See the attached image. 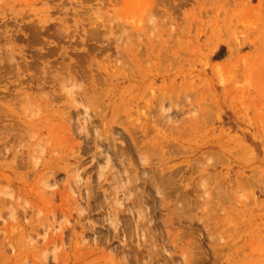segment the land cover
<instances>
[{
    "label": "rangeland",
    "instance_id": "374dc122",
    "mask_svg": "<svg viewBox=\"0 0 264 264\" xmlns=\"http://www.w3.org/2000/svg\"><path fill=\"white\" fill-rule=\"evenodd\" d=\"M0 264H264V0H0Z\"/></svg>",
    "mask_w": 264,
    "mask_h": 264
},
{
    "label": "bare ground",
    "instance_id": "6f19581e",
    "mask_svg": "<svg viewBox=\"0 0 264 264\" xmlns=\"http://www.w3.org/2000/svg\"><path fill=\"white\" fill-rule=\"evenodd\" d=\"M100 71V70H99ZM107 74V73H106ZM102 76H104L103 74H102V72H98V74H96V75H94V74H89V77H90V81H91V85H90V87H88V88H84V89H82L80 92L78 91L77 93H75V92H73V93H67V95L69 94V96H67L68 97V100L66 101V105L68 106V108H70L71 109V111H70V113L72 112V111H74L73 112V114H74V119L77 117V116H79L81 113L83 114V112H79V110H77L78 108L75 106V104L77 103V106H78V104L79 103H81V104H83V102H85V104H86V100H87V98L88 97H90V98H95V96L97 95V94H99L100 92H101V88H102V86L104 85L103 84V80L101 79L102 78ZM105 77V76H104ZM111 78V77H110ZM109 83V82H108ZM106 87V86H105ZM83 88V87H82ZM68 92V91H67ZM72 92V91H71ZM107 92V91H106ZM109 92V91H108ZM75 93V94H74ZM103 94V93H102ZM66 95V94H65ZM104 97H106V96H104ZM107 98V97H106ZM94 100V99H93ZM92 100V101H93ZM101 100V99H100ZM89 102H91V99H90V101ZM100 102V101H99ZM93 103V102H92ZM71 104H74V105H71ZM89 104H91V103H89ZM104 105V104H103ZM103 105H99V106H97V108L99 109V108H101ZM79 106H82V105H80L79 104ZM85 106V105H84ZM87 106H88V104H87ZM87 106H86V109H87ZM91 105H89V107H90ZM88 107V108H89ZM91 107H93V105L91 106ZM96 108V109H97ZM82 110V109H81ZM101 110V109H100ZM109 110V107L108 106H105V108L102 110V112H99V111H96L95 109H94V111H92L91 112V115H89V114H87V115H85L86 113V111H84V115H85V117L86 116H88V119L87 118H85L84 120H83V124L85 123V125H84V128H86V130L87 131H92V132H94V130H95V125L96 124H100V125H102L103 126V135L105 136V144L104 143H98L97 141H99V139H100V137H102V136H100V137H98L99 139L96 141V140H92V139H87V137L88 136H86L85 137V132H84V137H82L83 138V140H84V142H86V144H87V141H91V143L93 144V149L95 150V152L92 154V156H91V158H89L90 159V163H93V165H98L99 164V161H100V157H103V156H100V157H98L100 154H105V156L103 157L105 160H106V162H110V163H113V165H114V167H116L115 166V164H117L118 162H120V163H123V162H126V163H128L129 164V160H130V157H129V155L127 154V152H128V150L127 149H122L121 147V149H118L117 148V146L119 147V145H118V143H116V142H119L121 145H124V143L126 144L125 146H126V148L128 147V149L130 150V148H129V146H131V144H133V138L131 137L132 136V134L131 135H129L128 133V131H127V129L126 128H124V126H122V124L121 123H119L118 125H108V126H106L107 124L104 122V120L106 119L105 117H106V112ZM116 110V109H115ZM87 112H88V110H87ZM119 113V112H118ZM68 115H70V114H68ZM117 115V114H116ZM125 117V116H124ZM122 118V117H121ZM73 119V120H74ZM83 119V118H82ZM119 119H120V117H119ZM124 119V118H123ZM108 120V119H107ZM118 120V119H117ZM76 121H79V122H81L78 118H76ZM108 122V121H107ZM113 122V121H112ZM114 122H115V124L118 122H116V120H114ZM108 124H110V123H108ZM123 125H125L126 126V123L125 124H123ZM82 127V126H81ZM99 127V126H98ZM83 128V127H82ZM97 128V127H96ZM98 129H100V127L98 128ZM84 130V129H83ZM130 131H133V130H130ZM77 132H78V130H77ZM95 133V132H94ZM97 133H98V131H97ZM97 133H95V136H97L96 134ZM87 135V134H86ZM78 136V135H77ZM91 138V137H90ZM94 138H96V137H94ZM81 139V138H80ZM103 141V140H102ZM106 141H108L107 143H106ZM100 142V141H99ZM89 143V142H88ZM133 146V145H132ZM97 147L98 148H101L102 149V151L100 150V153H98L97 152ZM86 148H88V147H86ZM125 148V147H124ZM126 150H127V152H126ZM129 153V152H128ZM88 155V154H87ZM102 159V158H101ZM94 160V161H93ZM77 161V160H76ZM77 163V162H76ZM161 165V164H160ZM188 166V165H187ZM79 169H81L82 170V166H81V164H80V167L78 166V170ZM189 169V168H188ZM174 170H176V169H174ZM173 170V171H174ZM147 171V170H146ZM132 172V171H131ZM150 172V171H149ZM177 172V171H176ZM132 173H134V172H132ZM142 173V172H141ZM146 172L144 171V173L143 174H145ZM156 173H158V171L156 172ZM141 175V176H146L147 175V173H146V175ZM132 175V174H131ZM139 175V174H138ZM156 175V174H155ZM135 176V175H134ZM129 177V176H127V177H125V185H127V184H132V183H136V182H139V184H136L132 189H140V192H139V194H138V198H136V199H134V201L132 202V204L133 205H136V204H142V203H153L154 201H156L153 197H151V190L153 189V192L154 191H156V189H155V187H156V185H155V187H153V188H151V190L149 189L150 188V182L151 183H153L154 182V179H152L150 182H149V179L148 178H142V179H137V176H136V178L135 177ZM140 176V175H139ZM149 176V175H148ZM157 176H159V174H157L156 175V177ZM163 176H165V175H163ZM116 177V176H115ZM115 177H114V179H115ZM162 177V176H161ZM161 177H159V179L161 178ZM123 178V177H122ZM141 178V177H140ZM118 180V179H117ZM124 180V179H123ZM119 181V180H118ZM153 181V182H152ZM114 182H115V180H114ZM120 182V181H119ZM119 182H116V183H118L119 185H120V183ZM122 184H123V182H122ZM122 184H121V187H124V185L122 186ZM119 185H118V187H119ZM150 185V186H149ZM153 185H154V183H153ZM149 186V187H148ZM121 187H119V188H121ZM128 186L127 187H124V188H122L121 190H123L124 189V191H123V194H124V192H127L128 191ZM131 189V188H130ZM131 189V190H132ZM186 190V189H185ZM94 191V190H93ZM130 191V190H129ZM133 191V190H132ZM138 191V190H137ZM136 191V192H137ZM187 191V190H186ZM131 192V191H130ZM128 193V192H127ZM94 194V193H93ZM102 194V193H101ZM188 194V193H187ZM127 195V194H126ZM128 195H130V193L128 194ZM153 195H154V193H153ZM98 195L96 194H94V195H92V199H93V201H98ZM158 199V198H157ZM159 200V199H158ZM161 200V199H160ZM119 201V200H118ZM158 204V203H157ZM160 204V203H159ZM120 205L121 206H123V203H121L120 202ZM120 206V207H121ZM126 206H128V205H126ZM153 206H154V204H153ZM152 206V207H153ZM160 206V205H159ZM125 207V206H124ZM157 207V206H156ZM122 213V212H121ZM150 246H151V244H150ZM154 247V246H153ZM152 247V248H153ZM155 248V247H154ZM158 255V254H157ZM171 259V258H170Z\"/></svg>",
    "mask_w": 264,
    "mask_h": 264
}]
</instances>
